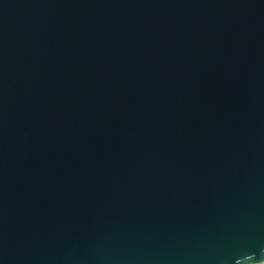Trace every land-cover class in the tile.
<instances>
[{
  "label": "water",
  "instance_id": "95a60500",
  "mask_svg": "<svg viewBox=\"0 0 264 264\" xmlns=\"http://www.w3.org/2000/svg\"><path fill=\"white\" fill-rule=\"evenodd\" d=\"M264 0H0V264H263Z\"/></svg>",
  "mask_w": 264,
  "mask_h": 264
},
{
  "label": "built area",
  "instance_id": "2783aa9c",
  "mask_svg": "<svg viewBox=\"0 0 264 264\" xmlns=\"http://www.w3.org/2000/svg\"><path fill=\"white\" fill-rule=\"evenodd\" d=\"M264 264V263H263Z\"/></svg>",
  "mask_w": 264,
  "mask_h": 264
}]
</instances>
